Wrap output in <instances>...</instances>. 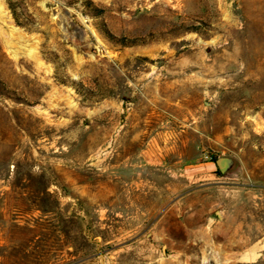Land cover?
<instances>
[{"label": "rangeland", "instance_id": "rangeland-1", "mask_svg": "<svg viewBox=\"0 0 264 264\" xmlns=\"http://www.w3.org/2000/svg\"><path fill=\"white\" fill-rule=\"evenodd\" d=\"M0 264H264V0H0Z\"/></svg>", "mask_w": 264, "mask_h": 264}, {"label": "crops", "instance_id": "crops-1", "mask_svg": "<svg viewBox=\"0 0 264 264\" xmlns=\"http://www.w3.org/2000/svg\"><path fill=\"white\" fill-rule=\"evenodd\" d=\"M216 167H219L217 160L212 162L211 160L197 162L193 165L185 167L186 175H189L193 181H200L206 177H210L214 174Z\"/></svg>", "mask_w": 264, "mask_h": 264}, {"label": "water", "instance_id": "water-1", "mask_svg": "<svg viewBox=\"0 0 264 264\" xmlns=\"http://www.w3.org/2000/svg\"><path fill=\"white\" fill-rule=\"evenodd\" d=\"M220 162H221V159H218L217 160V164L220 165Z\"/></svg>", "mask_w": 264, "mask_h": 264}, {"label": "bare ground", "instance_id": "bare-ground-1", "mask_svg": "<svg viewBox=\"0 0 264 264\" xmlns=\"http://www.w3.org/2000/svg\"><path fill=\"white\" fill-rule=\"evenodd\" d=\"M247 244V243H246Z\"/></svg>", "mask_w": 264, "mask_h": 264}]
</instances>
